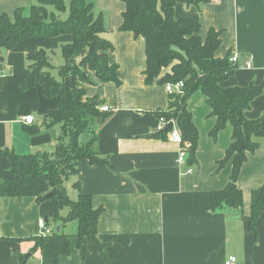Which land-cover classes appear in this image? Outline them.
<instances>
[{"label":"crops","instance_id":"1","mask_svg":"<svg viewBox=\"0 0 264 264\" xmlns=\"http://www.w3.org/2000/svg\"><path fill=\"white\" fill-rule=\"evenodd\" d=\"M33 0H0V13L12 15L18 7H29ZM105 11L107 31L114 48L109 60L119 67L120 84L100 81L91 72V81L78 79L85 97H97L110 110L107 117L86 133L97 134L95 148L110 165H93L88 159L79 163V175L65 181L74 200L80 193L92 195L99 216L98 243L87 239L77 246L74 221L63 226L70 237V254L61 256V264H225L235 256L237 264H264V209L258 219V234L249 230L246 216L251 212V193L264 183V137L257 138L260 148L242 167L237 184L243 191L242 208H210L212 191L227 186L232 162L218 168L230 145L233 126L228 124L217 137L210 135L216 117L207 96L196 92L188 102L199 131L198 163L194 173L177 165L181 144L155 135L157 124L171 101L162 78L172 69L164 68L152 84L145 82L147 55L143 36L121 30L122 0H96ZM198 8L177 4L176 16H192ZM200 34L206 37L214 27L221 31L217 56L239 53V67L224 86H244L264 82V0H210L201 5ZM69 36L36 37L19 41L13 49H3L0 60V150L16 153L53 152L62 133L59 125L46 126L45 116L59 106L58 99L45 95V85L37 82L24 89L21 81L30 74L28 53L38 49H59ZM54 52V50H52ZM50 55V54H49ZM250 61L252 67H247ZM169 82V81H168ZM34 115L32 124L23 117ZM246 115H264V91L252 101ZM39 126L30 133L29 128ZM11 161L0 156V180L11 177ZM79 182L80 190L73 184ZM67 184V185H66ZM40 190L52 193L45 177ZM70 194V193H69ZM57 198L39 201L24 196L0 198V264H42V251H31L38 234V219L47 220L50 229L61 228L55 219L60 209ZM68 208V207H66ZM65 208V209H66ZM65 209L61 215L66 216ZM68 211H66L67 213ZM69 235V236H70ZM257 238L255 241L254 239ZM33 258V261L30 260Z\"/></svg>","mask_w":264,"mask_h":264},{"label":"trees","instance_id":"2","mask_svg":"<svg viewBox=\"0 0 264 264\" xmlns=\"http://www.w3.org/2000/svg\"><path fill=\"white\" fill-rule=\"evenodd\" d=\"M122 1L125 10L120 29L145 39V82L152 84L171 64V71L162 81H184L183 93L171 94L168 109L160 112L159 116L176 118L183 139L192 142L187 154L189 165L198 163L199 131L194 124L193 113L188 109L194 93L202 91L207 96L212 115L216 117L210 133L212 137H217L228 124L233 126L230 145L225 157L218 162V168L232 162L230 180L226 187L212 191L209 201L212 210L225 206L242 208L243 191L237 184L238 178L249 154L260 148L257 138L264 137V115L249 118L246 110L264 91V82L259 85L254 82L244 86L223 85L239 65L230 61L231 52L224 57L217 56L222 42L221 31L212 27L206 37L200 34L201 5L210 0ZM181 3L196 6L197 13L177 17L176 7ZM107 29L105 13L96 12L95 0H71L69 6L65 0H35L29 7L16 8L12 15L0 13V60L3 49H13L19 41L31 36L67 35L71 38L60 47L65 62L58 67L59 77L51 72L53 65L47 50L38 49L28 53L31 72L21 81L24 89H31L40 82L45 85L47 97L58 99V108L49 110L45 116L47 127L59 125L62 129L56 149L49 153L29 154H18L8 148L0 150V156L11 161V177L0 180V198L31 196L44 201L53 197L60 202V209L54 217L61 221V228L53 229L50 235L36 234L31 238L34 241L31 251H42V264H61V256L70 254V236L62 228L70 221L78 222L75 233L78 247H82L87 239L102 247L97 233L103 207H95L90 194L80 193L74 200L66 190L65 181L79 175L78 166L82 159H88L93 165L111 164L95 148L97 134H92L86 141L82 139L107 114L99 109L102 101L97 97L86 98L85 88L78 83V79L92 82V71L102 82L121 83L119 67L109 60L108 51L114 45L104 37ZM28 130L30 133L38 132L39 126L33 125ZM168 132L169 128L155 135L166 138ZM41 177H45L49 184L50 197L40 190ZM73 186L80 190L79 182ZM251 200V212L246 219L249 230L258 234L256 225L264 209V183L252 191ZM66 207L69 210L66 216H62L60 211ZM19 264H25V259L22 258Z\"/></svg>","mask_w":264,"mask_h":264},{"label":"built area","instance_id":"3","mask_svg":"<svg viewBox=\"0 0 264 264\" xmlns=\"http://www.w3.org/2000/svg\"><path fill=\"white\" fill-rule=\"evenodd\" d=\"M239 53H234L231 54L230 56V61L233 64L239 65ZM247 67H252V64L250 61H248L247 63ZM183 86H184V81H180V82H168L166 84V91L167 93L173 94V93H178V94H182L183 93ZM99 109L101 112H108L110 110L109 105H100ZM23 120L25 121V123L28 124H32L33 121L35 120L34 115H26L23 117ZM171 125V127L169 126ZM157 130L161 131L164 129L169 128V132H168V136L169 139H171L172 141H175L179 144H181V148L179 150L178 153V158H177V165L182 168V167H186L185 173L187 174H192L194 173V167L189 165L188 162V150L189 148L192 146V142L189 140H184L183 139V135L181 132L180 127L177 124L176 118H166L164 116H162L160 118L159 123L157 124ZM38 234L39 235H50L53 232V229H50L48 227V223L47 220H45L43 217L38 219ZM226 263L225 264H237V259L236 257L233 256H229L227 260H225Z\"/></svg>","mask_w":264,"mask_h":264},{"label":"rangeland","instance_id":"4","mask_svg":"<svg viewBox=\"0 0 264 264\" xmlns=\"http://www.w3.org/2000/svg\"><path fill=\"white\" fill-rule=\"evenodd\" d=\"M66 1V4H67V6H69V4H70V1L71 0H65ZM35 2V0H33V3ZM95 3H96V0H95ZM95 7H96V4H95ZM49 8H51V6H49ZM28 9V8H27ZM29 10H27V12H28ZM96 12L97 13H99L100 12V10L98 9V7H96ZM107 12V10L105 11V13ZM65 36H67V35H65ZM52 50H54V52L52 51ZM48 54H50V61H51V63H52V65H53V68H51V72H52V74L54 75V76H56V77H59V69H58V67H60L64 62H65V59H64V57H63V55L61 54V51L59 50V49H51V50H49L48 49ZM88 138V137H87ZM86 138V134H84V136H83V140L84 141H86V140H88ZM73 177V176H72ZM67 185V184H66ZM70 193V195H71V197L74 199V193H73V190L71 191V192H69ZM69 210V208H66L65 209V214H66V211H68ZM72 224H74V226H76L77 224H78V222L77 221H74ZM67 233H70L69 232V230H68V232ZM70 235V234H69ZM72 235H70V237H71ZM76 236V235H75ZM31 262L33 261V258L30 260ZM30 264H33V263H30Z\"/></svg>","mask_w":264,"mask_h":264},{"label":"water","instance_id":"5","mask_svg":"<svg viewBox=\"0 0 264 264\" xmlns=\"http://www.w3.org/2000/svg\"><path fill=\"white\" fill-rule=\"evenodd\" d=\"M171 127V125H169ZM52 193L49 194V196L51 195Z\"/></svg>","mask_w":264,"mask_h":264}]
</instances>
